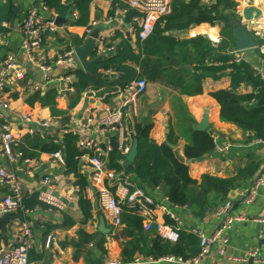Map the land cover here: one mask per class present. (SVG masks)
<instances>
[{
	"label": "crops",
	"instance_id": "obj_1",
	"mask_svg": "<svg viewBox=\"0 0 264 264\" xmlns=\"http://www.w3.org/2000/svg\"><path fill=\"white\" fill-rule=\"evenodd\" d=\"M82 1L86 0H57L59 7L67 8V23L58 26L54 33L46 32L42 46L29 57L20 50L24 40L23 23L33 0H0V68L7 54L16 51L20 52L19 60L26 71L25 80L12 92L6 106V119L14 130L23 134L22 140L13 146L18 159L10 163L0 154V165L13 172L24 186L37 192L45 191L40 183L46 176H58L52 196L66 203L63 209L54 205L52 208L26 209L27 212L17 214L7 231L0 233V247L15 246L22 224L27 222L36 240L30 252V264H134L136 260L157 259L154 247L159 237L154 231H146L143 222L140 231L130 225L128 211L122 214V226L115 235L99 232L103 215L95 210V197L90 190L89 160L93 154L81 151L78 141L82 139L100 145L109 166L112 140L115 138L119 143V135L104 131L100 121L108 113L120 110L134 128L150 125V139L159 146H168L176 158L178 155L183 159L190 178L197 182L190 187L196 194L189 197V203L173 208L182 222V235L189 236L190 230L197 228L212 236L226 220L216 214L217 208L226 202L233 204L232 216L244 219L233 224L226 254L220 256L214 248L200 264H245L235 260H241L253 251H258L264 260V224L256 222L264 219V186L255 200L246 204L253 184L264 172V143L234 123L221 119V107L211 94L232 87L231 70L224 71V64H214L211 58L200 66L193 46L183 48L179 45L202 37L218 48L222 42L221 32L226 26L225 18L233 20L234 26L238 16L252 36L264 42V0H229L235 5L234 9L224 0H174L175 13L158 22L153 37L145 43L137 37L138 13L115 0H90L88 24H74L81 16L79 4ZM248 7L261 12L258 20H244L243 12ZM53 15L58 16L57 13ZM204 18L212 19L214 23H206ZM89 30L91 34L100 32L96 50L86 60H96L95 75L88 73L78 58L72 65L59 64L67 52L74 51L76 55V49L92 39L91 34L88 37ZM243 55L240 64L255 74L258 71L264 74V44H257L255 49L244 51ZM38 65H43L47 71H42ZM78 71L90 78L85 89L75 87ZM142 79L148 83L146 92L129 100L128 89ZM71 85L74 91H66ZM238 93L250 95L255 89L244 82ZM206 112L209 127L205 132L215 136L218 142L214 143L211 155L188 159L185 149L193 146L197 134L202 133L196 127L203 122ZM29 113L34 121H59L60 126L48 131L36 128L34 133H29L24 121ZM68 134L76 136V146L82 152L77 157L76 171L53 158L57 152L55 148L66 149ZM128 164L125 159L120 161L121 171L112 169L122 175V181L110 186L116 199L126 198L134 186L152 196L157 203H164L168 198L165 182L157 187L149 186L135 172L127 175ZM252 166L255 170L240 177V173ZM204 176L237 181L227 196L215 192L203 194ZM82 181L86 183L85 189H82ZM8 191L0 185V198ZM198 194L200 201L196 200ZM83 195L93 204L89 220L80 207ZM156 214L159 223L172 224L162 212ZM106 226L112 231L107 222ZM248 264L256 263L250 261Z\"/></svg>",
	"mask_w": 264,
	"mask_h": 264
},
{
	"label": "built area",
	"instance_id": "obj_2",
	"mask_svg": "<svg viewBox=\"0 0 264 264\" xmlns=\"http://www.w3.org/2000/svg\"><path fill=\"white\" fill-rule=\"evenodd\" d=\"M119 4L128 6L131 10L138 13L139 31L138 40L145 43L153 36L158 22L169 18L173 14L174 0H115ZM48 16H50L48 18ZM59 16L51 14L47 0H33V6L27 13L23 23L24 40L21 46V52L32 57L33 54L42 46L43 38L46 32H56L58 25L56 19ZM8 27V24H4ZM91 30L88 31V37ZM264 40V34H263ZM20 52H10L7 54L0 68V154L6 157L10 163H15L18 159L13 153V146L19 143L23 134L22 131L14 130L12 124L6 119L3 110L6 109L8 100L11 99L12 92L26 78V71L20 63ZM244 59L243 52H235L234 60L230 62L240 64ZM77 60L74 51L67 52L60 58L59 64H74ZM33 61V60H32ZM35 62V61H34ZM37 63V62H35ZM42 71H47L43 65H38ZM264 83V74L256 72L255 74ZM70 80V79H69ZM148 83L142 79L132 85L129 89V100L144 94L147 90ZM66 91L73 92L74 87L71 85ZM126 104V103H125ZM124 104V105H125ZM7 110V109H6ZM26 129L29 133H34L36 128L43 130H53L59 127V121L44 122L42 120L34 121L31 113L24 117ZM104 131L115 132L119 135V150L125 157L129 154L134 137L136 135L133 123L125 117L122 111L111 112L104 116L100 121ZM34 127H31V126ZM214 143L218 139L211 136ZM264 143V142H261ZM80 149L90 151L93 155L89 160V169L91 171L90 190L93 191L95 202L98 204L99 212L103 215L105 221L112 227V234H116L122 226V214L125 210L137 215L142 219L146 231H154L163 241L177 245L181 240L182 222L173 211L174 205L169 198L164 203H157L152 196L146 194L143 190L132 186L133 191L124 199L117 200L110 190V186L122 181V175L108 167V158L101 149L100 145L93 141H78ZM112 151V150H111ZM21 157V155H20ZM53 158L62 165H65V158L62 151L53 154ZM59 181L58 176H46L41 181V187L45 191L37 192L36 189L24 186L22 181L16 175L0 165V185L8 188V194L0 198V220L8 215H17L27 212L24 201L28 196L38 193L39 199L50 206H57L63 209L66 206L64 201L56 200L52 196L55 184ZM264 186V172L259 179L253 184L246 204H251L260 188ZM233 204L226 202L219 206L216 214L220 217H226L225 222L212 235L207 236L197 228L190 230V235L199 240V253L197 256L185 259L175 255H167L157 259H151L149 262L136 260L134 264H200L201 260L207 256L214 248H217L220 256L226 254L227 247L230 243L229 232L234 223L244 220L241 217L231 215ZM162 212L172 224L159 223L157 212ZM264 224V219L256 220ZM2 235H0V242ZM36 244L35 236L31 226L24 222L20 239L15 246L0 247V264H30V252ZM248 264L253 261L256 264H264L258 251L249 252L241 260H235ZM116 264V263H113ZM219 264V263H215Z\"/></svg>",
	"mask_w": 264,
	"mask_h": 264
},
{
	"label": "trees",
	"instance_id": "obj_3",
	"mask_svg": "<svg viewBox=\"0 0 264 264\" xmlns=\"http://www.w3.org/2000/svg\"><path fill=\"white\" fill-rule=\"evenodd\" d=\"M89 1L90 0L82 1V6L81 3L79 4L81 16L74 24H88L87 8ZM47 2L53 14L57 13L60 18H65L68 15L67 8L59 7L56 3L57 0H47ZM224 3L232 9L235 8V5L229 0H224ZM176 10L177 8L173 6V13H175ZM203 21L210 24L214 23V20L208 18H204ZM225 22L226 26L221 32L222 42L218 48H214L210 41L202 37L189 40L179 45L183 48L190 45L193 46L197 51V61L200 66L203 65L208 58H211L214 64H224V71L228 69L231 70V73H233L232 87L228 90H221L211 94L221 107V119L224 122L234 123L242 130L252 134L255 139L264 142V83L252 70L245 68L244 64H230V62L234 60V26L232 25L233 20L230 18H225ZM152 37L153 36H151V38ZM256 42L258 45L264 44V42L260 41L258 38H256ZM75 75L78 79V83L75 85L77 89H85L89 86L90 78L84 72L78 71ZM244 82L253 85L255 93L250 95L239 94L238 91ZM135 128L136 135L134 140L138 142V157L135 163V173L137 177L153 187L160 186L165 182L167 196L174 205H186L189 203V197L192 194H196L190 187L197 185V182L190 178L188 167L175 157V154L168 146H159L150 139V132L152 129L150 125L143 128ZM76 140V136L68 134L66 135V149L60 147L54 149V151L63 152L65 163H67L71 171L77 170V157L79 158L82 155V150L80 149V151L76 146ZM112 146L113 150L110 153L108 167L121 171L122 167L120 166V161L125 160L126 157L120 152L119 143L115 138L112 140ZM214 149L215 144L211 135L207 132H202L197 134L195 144L185 149V156L188 159H199L204 155H211ZM252 170H255V166L240 173V177L248 176ZM234 181H237V179L223 180L204 176L202 184L203 194L215 192L223 197L227 196L230 189L233 187ZM81 186L82 189H85L86 183L82 181ZM196 200H201L200 194L196 195ZM221 203H224V201ZM24 206L28 210L36 207L52 208L50 205L41 201L38 194L26 198ZM80 207L86 220H89L93 213L92 202L83 195L80 199ZM128 213L131 219L128 223L130 225L132 224L135 229L140 231L142 229L141 218L129 211ZM99 215L102 214L100 213ZM69 223L73 224L72 221ZM158 240V243H156L154 247L155 257L157 258L175 255L187 259L195 257L199 253V240L193 235H181V240L177 245H171L160 238H158ZM161 241H163V243Z\"/></svg>",
	"mask_w": 264,
	"mask_h": 264
},
{
	"label": "water",
	"instance_id": "obj_4",
	"mask_svg": "<svg viewBox=\"0 0 264 264\" xmlns=\"http://www.w3.org/2000/svg\"><path fill=\"white\" fill-rule=\"evenodd\" d=\"M261 16V12L255 8V7H248L243 12L244 20L250 21L252 19L258 20V18ZM241 16H238L234 22V38H235V51L236 52H244L251 49H255L257 47V43L255 40V37L252 36V34L248 31V29L242 24L241 22ZM67 18H60L58 17L56 19V24L58 26L66 24ZM100 32L95 31L93 34H91V40H86L85 45L81 48L76 49V55L79 59L80 63L82 64L83 68L90 74L95 75V66H96V60L93 62H87L86 60L90 57H92L93 53L96 50L97 44L96 41L100 38ZM263 103V102H262ZM3 114L5 117H8V112L6 109L3 110ZM209 127V120H208V112L205 113V117L203 119V122L196 127V130L199 132H205ZM174 149V146H171ZM177 155V153H176ZM138 157V142L134 140L133 146L129 152V154L126 156V161L129 163L127 167V175H130L135 172V163L136 159ZM177 159L183 163V159L178 157ZM190 163V161H188ZM95 210L98 211L99 207L98 204L95 203L94 206ZM18 216L16 215H8L0 220V233L7 231V226L14 222L17 219ZM99 232L102 234H110L111 231L107 228L106 222L104 217H100V226H99ZM253 263V261H251Z\"/></svg>",
	"mask_w": 264,
	"mask_h": 264
}]
</instances>
